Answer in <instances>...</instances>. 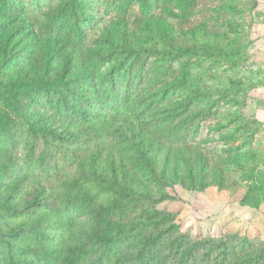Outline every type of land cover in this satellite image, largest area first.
Instances as JSON below:
<instances>
[{
  "label": "trees",
  "instance_id": "16d2710c",
  "mask_svg": "<svg viewBox=\"0 0 264 264\" xmlns=\"http://www.w3.org/2000/svg\"><path fill=\"white\" fill-rule=\"evenodd\" d=\"M23 1L0 0V264L235 263L226 248L214 252L198 240L182 247L172 237L174 214L151 213L145 203L135 211L142 197L163 201L175 198L177 188L204 190L220 181V170L208 169L200 150L186 154L193 96L145 107L142 92L123 80L139 76L137 60L149 56L165 66L164 77L171 71L169 87L193 76L200 82L216 70L213 58L231 57L234 49L200 39L176 43L149 0H110L115 17L93 46L86 31L96 18L92 0H54L40 23L28 27L12 9ZM134 4L142 16L131 22ZM175 58L184 59L177 73L169 65ZM194 68L202 69L199 75ZM199 89L200 96L207 92ZM255 123L258 131L262 123ZM246 142L247 152L229 154L226 162L248 164L255 195L264 201L257 176L264 142ZM55 151L67 165L52 161ZM237 260L264 264V248Z\"/></svg>",
  "mask_w": 264,
  "mask_h": 264
},
{
  "label": "rangeland",
  "instance_id": "374dc122",
  "mask_svg": "<svg viewBox=\"0 0 264 264\" xmlns=\"http://www.w3.org/2000/svg\"><path fill=\"white\" fill-rule=\"evenodd\" d=\"M23 2L12 9L28 27L35 20L36 24L40 23L54 0ZM148 4L152 15L163 21L161 27L169 26L176 43L190 44L200 39L233 48L236 53L218 61L213 58L214 72L204 73L200 82L193 76L191 83L186 82L180 87L176 86L177 83L169 87L173 82L171 71L164 77L160 68L165 66L161 67L153 57L135 59L138 65L143 66L141 74L137 77L126 74L123 80L131 82V87L137 92H142L148 101L145 107L151 103L159 108L185 97H194L190 108L196 113L188 122L184 140L188 147L186 154L189 150L192 154L196 149L200 150L208 160L207 168L220 170V181L210 183L204 190L177 188L174 192L170 189L176 196L170 200L155 201L157 194L155 197H142L133 206L136 212L145 203L150 212L156 209L157 212L174 214L173 221L178 223V227L172 237H180L182 247L187 242L198 240L202 243L200 248L215 249L214 252L226 248L236 260L232 263L228 259L225 264H240L237 259H249L264 248V201L255 195L246 173L248 164L226 162V156L231 154L235 157L237 153L247 152L248 140L253 146L264 142V41L255 34V17L257 12L264 11V0H149ZM92 7L96 18L93 24H88L86 31L88 44L93 46L98 43L97 36L102 26L114 19L115 11L110 0H92ZM136 16H142V9L134 4L128 10L127 18L133 22ZM160 30L164 35L165 31ZM141 55L145 56L146 52ZM182 60L175 58L169 64L175 73ZM208 63L204 62V65ZM15 70L11 68L8 71L13 73ZM194 71L199 75L202 69L194 68ZM198 89L200 92L207 89V92L200 96ZM177 120L178 117L174 122ZM255 122L262 123L258 131L255 130ZM43 144L42 140L40 148ZM21 152L17 146L14 154L20 156ZM195 158H192L193 164ZM52 161L68 164L58 151L53 154ZM67 167L69 169L71 164ZM259 168L257 176L264 180V163ZM209 175L216 178L214 173ZM197 257L199 259L201 254Z\"/></svg>",
  "mask_w": 264,
  "mask_h": 264
},
{
  "label": "crops",
  "instance_id": "0c3cea01",
  "mask_svg": "<svg viewBox=\"0 0 264 264\" xmlns=\"http://www.w3.org/2000/svg\"><path fill=\"white\" fill-rule=\"evenodd\" d=\"M255 21H256L255 34L260 36L261 41H264V11L257 12Z\"/></svg>",
  "mask_w": 264,
  "mask_h": 264
}]
</instances>
